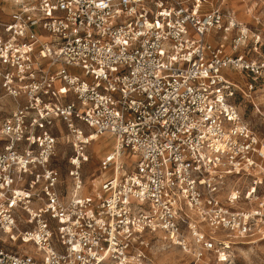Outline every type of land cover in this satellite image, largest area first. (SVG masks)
Masks as SVG:
<instances>
[{
    "label": "built area",
    "instance_id": "2783aa9c",
    "mask_svg": "<svg viewBox=\"0 0 264 264\" xmlns=\"http://www.w3.org/2000/svg\"><path fill=\"white\" fill-rule=\"evenodd\" d=\"M2 1L0 264H146L156 237L230 264L229 234L264 238V142L230 77L264 82V57L215 41L235 32L236 51L260 34L211 0ZM103 136L116 143L88 189Z\"/></svg>",
    "mask_w": 264,
    "mask_h": 264
},
{
    "label": "rangeland",
    "instance_id": "374dc122",
    "mask_svg": "<svg viewBox=\"0 0 264 264\" xmlns=\"http://www.w3.org/2000/svg\"><path fill=\"white\" fill-rule=\"evenodd\" d=\"M211 2L212 6L221 7L226 12L234 11L239 22L240 17L243 20L242 23L248 26L251 31L256 33V35L260 34L258 44L248 40L245 45L239 47L236 51L232 49V40L236 35L235 32L228 33L225 40L222 39V36L215 38L216 43L224 42L226 51L230 54L242 53L250 59H262L264 57V0H259L258 5L250 4L246 0H211ZM211 5H207L206 8L212 7ZM249 9L252 11L251 15L246 11ZM230 77L245 92L239 90L235 98L244 120L258 133L264 142V82L255 81L239 70L232 71ZM251 82L254 83L253 90L246 89V85ZM83 128L88 131L87 126H83ZM62 136H70L72 138L73 134L64 131ZM61 141L65 142V138L61 139ZM115 143L116 140L113 137L103 136L94 140L88 146V152L91 155L90 161L83 165L81 171L83 181L88 189H90L92 179L100 174V159L114 148ZM71 154L72 150L70 147L60 146L56 166L61 171L65 190L66 185H68V189L72 185L69 175L71 166L68 162ZM135 158L129 153L127 156L128 163L135 162ZM227 238L232 241V244L226 249L227 254L225 256L230 261V264H264V238L261 239L260 235L254 234L247 238L236 239L232 234H229ZM149 240L150 245L146 249L149 260L146 261V264H195L193 257L178 247L172 246L158 237L149 238Z\"/></svg>",
    "mask_w": 264,
    "mask_h": 264
},
{
    "label": "crops",
    "instance_id": "0c3cea01",
    "mask_svg": "<svg viewBox=\"0 0 264 264\" xmlns=\"http://www.w3.org/2000/svg\"><path fill=\"white\" fill-rule=\"evenodd\" d=\"M0 8L5 10V12L1 13L2 18L5 19V20H8L9 17H8V15L6 13H8L9 10H10L9 5L0 0Z\"/></svg>",
    "mask_w": 264,
    "mask_h": 264
},
{
    "label": "bare ground",
    "instance_id": "6f19581e",
    "mask_svg": "<svg viewBox=\"0 0 264 264\" xmlns=\"http://www.w3.org/2000/svg\"><path fill=\"white\" fill-rule=\"evenodd\" d=\"M246 11H247L248 14H250V15L252 14V13H251V12H252L251 9L246 10ZM239 20H240V22L243 21L240 17H239ZM95 137H96V136H93L92 139H94ZM92 142H93V141H92Z\"/></svg>",
    "mask_w": 264,
    "mask_h": 264
}]
</instances>
